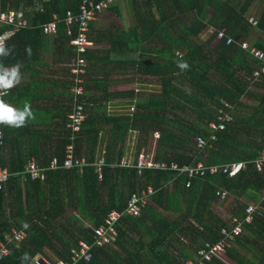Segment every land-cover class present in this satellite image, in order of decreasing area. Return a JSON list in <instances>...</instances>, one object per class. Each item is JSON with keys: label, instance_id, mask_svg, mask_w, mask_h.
<instances>
[{"label": "trees", "instance_id": "16d2710c", "mask_svg": "<svg viewBox=\"0 0 264 264\" xmlns=\"http://www.w3.org/2000/svg\"><path fill=\"white\" fill-rule=\"evenodd\" d=\"M79 2L0 0V12L22 13L28 23L18 29L0 24V34L12 31L2 43L12 53L0 62L22 64L21 83L3 99L50 101L53 112L37 122L49 125L47 131L27 127L32 120L21 128L1 125L0 165L13 174L0 188V239L11 226L25 229L27 236L18 247L8 244L9 253L0 264H36L38 254L51 258L46 250L56 257L53 261L69 259L71 246L81 239L91 243L93 227L105 223L112 209L123 211L128 199L145 185L154 191L141 214L123 216L116 223L118 235L112 244L93 247L92 257L77 264H187L206 241H221L225 252L204 264H264V203L250 221L245 220L247 204L256 202L264 189V174L254 163L264 153V73L250 83L251 71L259 62L236 43L248 40L250 29L264 32V7L257 25L249 21L246 7L251 0L116 1L106 12L118 16L119 23H89L88 39L108 46L88 48L85 54L88 65L82 100L86 118L73 140L75 154L88 162L103 149L108 163L103 176L97 177L89 164L81 171L78 167L48 170L43 181L28 178L23 182L18 172L31 157L39 165L52 156L61 162L71 141L66 122L73 106L70 88L74 82L66 63L75 51L68 44L63 21L68 11L78 12ZM54 15L57 32L46 35L42 26L54 22ZM220 30L236 42L216 40ZM73 31L75 35L77 29ZM182 63L187 69L179 67ZM145 80L157 81L160 90L111 89ZM242 98L250 103H242ZM115 99L133 100L134 112L108 113ZM222 99L234 107L227 109L233 122L216 132V140L209 141L197 156L195 138L207 139L208 124L217 122ZM13 130L19 131L16 138L8 136ZM131 132L139 134L134 158L156 132L157 160L179 164L201 160L207 165L244 162L245 167L236 175L197 174L189 186L185 174L171 170L148 169L140 175L134 167L118 165L127 153ZM23 136L28 139L24 146L20 145ZM42 138L54 146L40 148L35 143ZM223 191L227 192L221 199ZM226 200L231 212L228 220L214 208ZM232 224L240 225L238 233L232 232ZM224 227L226 234L221 233ZM25 254L28 261L21 259Z\"/></svg>", "mask_w": 264, "mask_h": 264}, {"label": "built area", "instance_id": "2783aa9c", "mask_svg": "<svg viewBox=\"0 0 264 264\" xmlns=\"http://www.w3.org/2000/svg\"><path fill=\"white\" fill-rule=\"evenodd\" d=\"M118 0H80L78 5V12L74 13L68 11L66 17L64 18V23L66 26V35L69 37L68 44L74 49V54L70 60L66 63L69 73L72 75V80L74 85L70 88L72 92L73 107L72 111L67 116L66 128L70 131V142L66 144V157L61 162L57 156H52L47 161L45 165H39L35 158H30L24 169L19 171L18 174L22 176L23 182L27 179H39L41 181L45 180L46 172L48 170H55L59 168H75L78 167L81 171L83 166L91 164L94 167V171L97 177L101 178L103 176V166L107 165L105 152L103 150L99 151L93 162H88L83 156H78L75 154L74 149V132L80 130L82 123L85 120V110L82 97L84 96V81L87 74V61L85 54L91 41L87 37L89 31V23L95 21L96 18L103 12L108 11L114 3ZM22 13L13 12H0V24L8 25L13 27H27L28 23L25 19L22 20ZM249 21L253 25H257V20L254 18H249ZM58 18L54 15V22L42 26L43 31L46 35L56 34ZM77 29V33L74 35L73 29ZM12 32H4L0 34V44L3 40L7 38ZM225 38V43L229 44L236 42L231 36L220 30L216 36V39ZM237 44L249 52L248 55L251 58L259 62V67L252 70L250 74V81L253 82L257 80L262 73H264V50L250 44L248 41H239ZM5 97V96H4ZM2 97V98H4ZM234 108L231 103L225 101L224 99L220 102V108L218 109V114L216 117L217 122H210L208 124L211 132L208 134L207 139L202 136H197L195 138L196 144V155H202L204 149L208 146L209 141L216 140V132L226 129L228 123L233 122V118L227 109ZM134 110V107L131 110ZM232 111V110H230ZM153 147L150 150H146V147L140 149L136 154L135 158H130L127 153L122 156L118 165L125 167H134L137 169L138 173L144 174L148 169H166L174 171L176 175L185 174L188 178L186 180V186L190 185L192 177L197 174L201 175L208 172H224L228 175H236L241 169L245 167L244 162H235L225 165H207L201 160L196 162H183L179 164L174 160H157L155 159L154 152L156 142L159 139V134H153ZM3 145V134L0 125V146ZM203 152V153H202ZM255 167L257 170L262 171L264 174V153L258 156L255 160ZM13 174L6 166L0 165V188L3 186L4 181L8 179ZM17 174V173H16ZM153 188L150 185H145L141 188L139 193H134L129 199L128 203L123 211L117 209H112L105 219V223L94 226L92 237L93 241L89 243L86 240H78L77 243L70 247L69 249V259H56L51 262L45 256L39 255V258H35L36 264H77L79 261H87L92 255L93 247H106L110 246L112 242L118 235L116 229V223L125 215L128 216H139L141 214L142 208L149 201V196L153 193ZM227 191L220 193L221 199H224ZM264 203V189L259 192V197L256 202H249L245 208L246 216L245 220L250 221L252 219V213L256 208ZM235 220V218H234ZM240 231V225L232 224V232L238 233ZM222 234H226L227 231L224 228L221 229ZM27 233L25 229L21 227L11 226L7 234L4 235L3 239H0V260L9 253V243H12L18 247L26 238ZM224 248L221 241L215 243H210L208 241L204 242V247L198 250V255L193 256L187 260V264H204L205 261L210 260L213 256H220L224 253Z\"/></svg>", "mask_w": 264, "mask_h": 264}, {"label": "clouds", "instance_id": "9594fccd", "mask_svg": "<svg viewBox=\"0 0 264 264\" xmlns=\"http://www.w3.org/2000/svg\"><path fill=\"white\" fill-rule=\"evenodd\" d=\"M10 12H12V11H10ZM13 13H15V12H13ZM251 18H253V17H251ZM6 26H8V25H6ZM13 28L18 29V28H25V27H18V28L13 27ZM9 32H12V31H9ZM216 40H218V39H216ZM241 41H248V40L246 39V40H241ZM237 42H239V41H237ZM248 42L250 44L258 47L253 42H250V41H248ZM258 48H260V47H258ZM260 49H262V48H260ZM262 50H264V49H262ZM11 53H12L11 48H9L3 44H0V58H6L9 55H11ZM247 53H249V52H247ZM248 56H250V55H248ZM179 67L181 69H187L188 65L186 63H182V64H179ZM258 67H256V68H258ZM21 68H22V64L19 62H17L15 65H12V66H6L2 62H0V125L12 127V128H21V127L26 126V124L29 120L35 118L34 112L32 110L30 103L25 102L22 108H17L15 106H13L12 104L6 103L5 100L2 98L4 96H7L9 94L10 90H12L14 87H16L17 85H19L21 83V81H22ZM256 68H254V70ZM249 81H250V78H249ZM250 83H252V82L250 81ZM138 88H135V89L137 90ZM242 99H244V98H242ZM85 117H86V113H85ZM101 150H103V149H101ZM99 151H98V154H99ZM98 154L96 153L95 158ZM21 259H22V261H28L29 256L27 254H25L23 257H21Z\"/></svg>", "mask_w": 264, "mask_h": 264}, {"label": "rangeland", "instance_id": "374dc122", "mask_svg": "<svg viewBox=\"0 0 264 264\" xmlns=\"http://www.w3.org/2000/svg\"><path fill=\"white\" fill-rule=\"evenodd\" d=\"M119 21H120V19L118 18V16H115L110 12H103L101 15H99L96 18V22L98 23V25H103V26H109L111 23H119ZM212 30L213 29L210 28L207 32L210 33ZM207 32H205L204 35H202L201 37L205 38V35ZM107 46H108L107 44L97 45V44L91 43L89 48L91 49V48H95V47H107ZM156 82L151 81L145 85L139 84V82L128 83V84H119V85L112 86L111 89L122 91V90H125L127 88L139 87V89L141 88L143 91L158 92L160 90V85H159V83H156ZM133 105H134L133 100L115 99L109 103L108 113H125V112L133 113L134 110L133 109L131 110V108L134 107ZM138 137H139L138 132H131L128 134L127 154L130 155L129 156L130 158L133 157V155L135 154V150L137 149L136 145H137V138ZM151 147H153V140H150L149 144L146 147V150H150ZM98 151L99 150H97V154H98ZM230 199H231V197H229V200ZM229 200L218 202L214 206L216 211L220 212V215H222L226 220H228V218H230V216H231L230 207L228 206ZM49 251L52 253L51 250H49ZM35 258L36 259L39 258V254L36 255Z\"/></svg>", "mask_w": 264, "mask_h": 264}, {"label": "crops", "instance_id": "0c3cea01", "mask_svg": "<svg viewBox=\"0 0 264 264\" xmlns=\"http://www.w3.org/2000/svg\"><path fill=\"white\" fill-rule=\"evenodd\" d=\"M236 1L244 2L245 3L247 0H236ZM263 7H264V0H251L250 5H247V7H246V13H247L248 17H253V18L257 19V17H259V15L261 13ZM250 31L251 32H248L247 33V37L249 36L248 41L253 42L254 44L257 43V44H261V45L264 46V32H261V31H259L257 29H250ZM202 35H204V33H202ZM206 35H205V37H206ZM58 66H60V65H58ZM44 69H47V68L45 67ZM148 82H151V80H145V81L139 82V84H144L145 85ZM241 102L242 103L244 102L245 104L250 103L245 98L242 99ZM6 103L12 104L13 106H15L17 108H21V103H25V102H22V101L19 102L18 100H13V101H7ZM30 104H31L32 110L34 112V117L35 118L34 119H31L32 122L29 123L27 125V127H34V128H38V129L44 128L45 131H47L49 125H47V124H45V125H38L37 122L40 121V120L45 119V116H51L52 115V113H53V112H51V105H52V103L50 101H31ZM18 132H15V130H13L8 136L10 138H16L15 136L17 135ZM45 133H47V132H44V134ZM54 133L55 132H52L51 133L52 140H54V138L56 137V134H54ZM20 134H21V132H20ZM22 139H23V141L21 140L20 145H23V146L24 145H27L28 139L25 136H23ZM47 141L48 140H46L45 138H42L41 143H35V144L37 146H39L40 148H43V149H45V148H52L54 146V144L51 143V142H48L47 143ZM46 252H48L49 256H51V258H49V260L53 261L56 258L54 256V254H52L49 250H46Z\"/></svg>", "mask_w": 264, "mask_h": 264}]
</instances>
